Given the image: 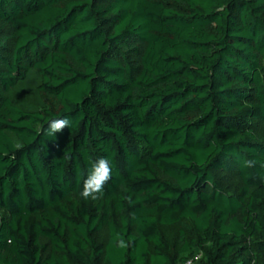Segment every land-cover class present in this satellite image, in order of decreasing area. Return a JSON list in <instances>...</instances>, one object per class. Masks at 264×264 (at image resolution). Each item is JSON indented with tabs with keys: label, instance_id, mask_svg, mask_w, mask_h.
Returning a JSON list of instances; mask_svg holds the SVG:
<instances>
[{
	"label": "trees",
	"instance_id": "trees-1",
	"mask_svg": "<svg viewBox=\"0 0 264 264\" xmlns=\"http://www.w3.org/2000/svg\"><path fill=\"white\" fill-rule=\"evenodd\" d=\"M187 262L264 264V0H0V264Z\"/></svg>",
	"mask_w": 264,
	"mask_h": 264
},
{
	"label": "clouds",
	"instance_id": "clouds-1",
	"mask_svg": "<svg viewBox=\"0 0 264 264\" xmlns=\"http://www.w3.org/2000/svg\"><path fill=\"white\" fill-rule=\"evenodd\" d=\"M71 120L67 117L51 120L48 123L47 135L55 137V134L62 132L65 128H69ZM248 166H252L254 161H248ZM111 179V165L108 159L98 158L91 163L87 178L84 180L83 188L80 196L84 200H97L104 191L105 184ZM116 245L119 248H128L129 241H125L119 234L115 237Z\"/></svg>",
	"mask_w": 264,
	"mask_h": 264
},
{
	"label": "rangeland",
	"instance_id": "rangeland-1",
	"mask_svg": "<svg viewBox=\"0 0 264 264\" xmlns=\"http://www.w3.org/2000/svg\"><path fill=\"white\" fill-rule=\"evenodd\" d=\"M226 181L232 182L234 181V178L232 177H226ZM177 229L178 227H170V228H165L164 232H165V236L171 241L175 238V235L177 233ZM103 233H101L99 236L100 238L103 237Z\"/></svg>",
	"mask_w": 264,
	"mask_h": 264
},
{
	"label": "built area",
	"instance_id": "built-area-1",
	"mask_svg": "<svg viewBox=\"0 0 264 264\" xmlns=\"http://www.w3.org/2000/svg\"><path fill=\"white\" fill-rule=\"evenodd\" d=\"M190 262H187V263H185V264H189Z\"/></svg>",
	"mask_w": 264,
	"mask_h": 264
}]
</instances>
